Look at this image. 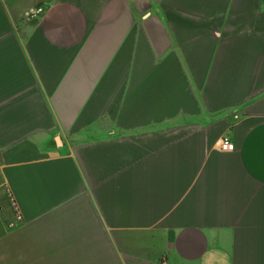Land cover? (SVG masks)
Segmentation results:
<instances>
[{"label": "crops", "instance_id": "obj_1", "mask_svg": "<svg viewBox=\"0 0 264 264\" xmlns=\"http://www.w3.org/2000/svg\"><path fill=\"white\" fill-rule=\"evenodd\" d=\"M0 204V264H264V0H0Z\"/></svg>", "mask_w": 264, "mask_h": 264}, {"label": "built area", "instance_id": "obj_2", "mask_svg": "<svg viewBox=\"0 0 264 264\" xmlns=\"http://www.w3.org/2000/svg\"><path fill=\"white\" fill-rule=\"evenodd\" d=\"M43 11H44L43 7H37L34 13L41 14ZM219 145L223 150H233L235 148V143L233 142L229 134L224 135L220 139ZM0 207H1V204H0Z\"/></svg>", "mask_w": 264, "mask_h": 264}]
</instances>
